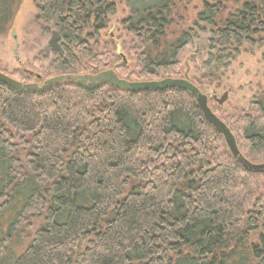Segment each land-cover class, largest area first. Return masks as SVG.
Masks as SVG:
<instances>
[{
  "label": "trees",
  "instance_id": "trees-1",
  "mask_svg": "<svg viewBox=\"0 0 264 264\" xmlns=\"http://www.w3.org/2000/svg\"><path fill=\"white\" fill-rule=\"evenodd\" d=\"M123 2L118 43L100 41L116 0L35 1L53 57L46 81L188 78L242 157L263 164L264 92L228 109L212 85L263 45L264 0ZM20 3L0 0V37ZM204 36L207 58L189 77L185 50ZM0 264H264V174L237 161L185 89L0 81Z\"/></svg>",
  "mask_w": 264,
  "mask_h": 264
},
{
  "label": "rangeland",
  "instance_id": "rangeland-1",
  "mask_svg": "<svg viewBox=\"0 0 264 264\" xmlns=\"http://www.w3.org/2000/svg\"><path fill=\"white\" fill-rule=\"evenodd\" d=\"M35 1L21 0L11 28L0 37V72L10 76L16 70L25 69L33 74L29 84L42 86L48 79L45 73L53 57L47 51L49 37L42 34ZM116 2L118 11L110 18L108 30L101 33V42L113 39L121 43L126 39L118 40V37L122 34L120 23L129 16V10L123 0ZM206 39L204 36L201 40H195L185 50L183 72L189 77L192 76L193 67L207 58ZM217 75L220 76V84L215 82L212 85L217 99L227 94V101L222 107L246 109L258 90L264 92V43L258 49L246 48L228 71H221ZM210 106H217V103H210Z\"/></svg>",
  "mask_w": 264,
  "mask_h": 264
},
{
  "label": "water",
  "instance_id": "water-1",
  "mask_svg": "<svg viewBox=\"0 0 264 264\" xmlns=\"http://www.w3.org/2000/svg\"><path fill=\"white\" fill-rule=\"evenodd\" d=\"M65 80L69 81H79L82 85H86L87 82H90L91 87L99 86L101 84L109 83L118 88H125L132 92L141 91V90H150V89H165L168 87L182 88L193 94L195 97L200 109L202 110L205 118L216 128V130L222 134L225 138L226 144L232 152L233 156L237 161L244 166L248 171L264 174V163L263 164H252L248 162L240 154L236 140L230 130L222 123L217 116L211 111L208 106L207 97L201 94L199 89L189 82L188 78L173 80L167 79L161 82H144V83H129L125 80H121L113 71L103 72L97 76H60L57 78L50 79L44 83L43 87H39L37 84H22L7 75L0 72V81L11 86L21 92L27 91H43L47 87H50L54 84L61 83ZM214 97V95H213ZM227 98V94L224 93L222 98L218 100L219 104H222Z\"/></svg>",
  "mask_w": 264,
  "mask_h": 264
}]
</instances>
